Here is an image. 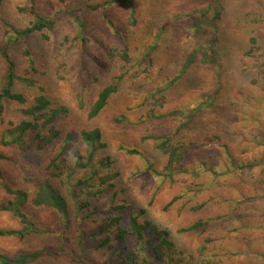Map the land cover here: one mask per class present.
Segmentation results:
<instances>
[{
    "label": "rangeland",
    "instance_id": "rangeland-1",
    "mask_svg": "<svg viewBox=\"0 0 264 264\" xmlns=\"http://www.w3.org/2000/svg\"><path fill=\"white\" fill-rule=\"evenodd\" d=\"M112 1L34 0L37 15L51 21L53 29L44 32L47 41L35 33L8 49L16 75L28 77L23 56V50L28 49L36 69L30 76L51 105L68 110L56 128L76 136L99 128L106 144L103 155L111 157V171L118 175L113 180L118 200L147 208L146 218L166 229L177 249L194 255L209 239L208 255L223 258L222 264H264V187L256 189L242 182L250 174L240 169L264 157V0H219L220 9L214 8V0H129L135 12L134 27L127 24V4H112L106 13L121 37L102 21L99 11L84 10L86 5ZM28 6V0H2L0 46L5 43L4 23L14 30L28 27L32 18L18 11ZM76 10L86 25L82 34L73 21ZM251 37L259 48L254 58L245 55ZM122 48L129 49L131 64L108 60L111 49ZM194 51L196 63L183 70ZM203 54L210 62L203 61ZM5 71L6 64L0 58V88ZM118 77V91L106 109L88 120L87 112L97 93ZM172 81L162 101L158 92ZM14 91L22 94L26 103L4 102L0 135L9 123L25 119L21 110L30 107L39 93L37 87H25L19 81ZM200 104L206 105L203 111ZM120 116L127 123L113 122ZM162 137L187 149L181 162L184 173L174 176L173 181L166 176V157L153 140ZM126 149L140 155H127ZM0 154L17 158L12 148L1 145ZM49 157L45 152L31 160L46 164ZM206 169L215 170L218 180ZM0 170L8 187L34 193V185L24 180L26 173L21 167L0 161ZM258 173L259 169L253 172ZM108 198L100 197L93 205L105 210ZM4 203L0 185V204ZM24 211L38 226L57 230L58 219L51 210L27 205ZM198 221L208 222L203 232H181ZM97 222L99 219L89 222L87 231L92 232ZM16 226L13 217L0 213V230ZM122 226L128 228L127 218ZM133 244V238L127 237L119 248L131 249ZM56 247L57 243L47 237L0 238V250L10 256ZM91 247L84 245L85 253L69 250L74 258L83 259L82 263L40 258L29 264L102 262L104 257Z\"/></svg>",
    "mask_w": 264,
    "mask_h": 264
},
{
    "label": "trees",
    "instance_id": "trees-1",
    "mask_svg": "<svg viewBox=\"0 0 264 264\" xmlns=\"http://www.w3.org/2000/svg\"><path fill=\"white\" fill-rule=\"evenodd\" d=\"M28 3V7L18 8L19 12L32 18L28 27L14 30L4 23L5 43L0 46V58L6 64V71L0 88V120L6 100L19 105L26 103L25 97L14 91L15 82L19 81L29 88L37 87L39 93L30 107L21 110L25 119L17 124L9 123L0 135V145L12 148L17 158L0 154V161L21 167L22 173H26L24 180L34 185L35 191L29 195L25 190L8 187L0 170V185L5 192V203L0 204V213H8L17 221L16 227L1 229L0 238L25 240L32 237H47L53 239L57 247L54 250L41 248L32 252L19 253L16 256H10L0 250V264H29L40 258H66L82 263L84 260L74 258L72 250H69L75 248L85 253L83 248L86 244L93 245L92 250L101 254L102 258L104 257L102 262L93 264H222L223 258L208 255V247L211 244L209 239L203 241L194 255L184 253L176 248L166 229L160 228L146 218L147 208L131 207L118 200L119 192L113 183L118 175L111 171L113 165L111 157L103 155L106 144L103 142L102 132L99 128H92L81 131L76 136L72 132L64 134L56 128V122L66 117L68 110L61 105H51L43 89L30 76L36 74V69L28 49L23 50L28 77L16 75L15 64L7 53L8 49L35 33L41 34L42 39L47 41L48 36L44 32H50L53 29L51 21L37 15L34 0H28ZM116 3L127 4L129 9L127 24L134 27L136 25L135 12L129 0L86 5L84 10L99 11L102 21L114 31L115 35L121 37L106 13V8ZM214 8H221L219 0H214ZM215 14L217 17L219 11ZM73 21L80 33H84L86 25L80 11H74ZM256 43L255 38L249 39L250 46L245 53L247 57L258 56L259 48ZM196 56V51L188 56L183 70L196 63ZM107 57L108 60L117 59L124 64L132 62L128 48L111 49ZM146 57H149V52ZM202 57L203 61L209 59L206 54ZM106 63L107 61L104 63L107 66L108 63ZM119 80H121L120 77L114 78L112 83L104 86L97 93L95 101L88 109V120L96 119L106 109L109 100L118 91ZM172 83L174 81L159 90L158 95H161L162 101H164L162 94ZM205 106L204 104L198 105L201 111ZM113 122L115 124L127 123L123 116L116 117ZM154 139L158 141L156 148L166 157V176L173 181L174 176L184 173L181 162L187 149L185 145L171 143L168 137ZM256 146L259 147L262 144ZM124 151L130 156L140 155L134 149ZM45 152L50 153L46 164H37L31 160L32 156ZM51 152H53L52 155ZM240 169H245L250 174V178H243L242 182L247 181L256 189L264 187V157L249 162ZM256 169H259L257 175L253 174ZM206 172L218 180V173L215 170L206 169ZM105 195H109L108 207L105 210L93 205ZM176 199H172L168 205ZM27 205L35 209L51 210L58 219L57 230H49L33 223L24 211ZM150 205L151 201L147 203V207ZM125 218H127L128 228L122 226ZM97 219L99 222L95 229L92 232L87 231V224L96 222ZM207 223V221L195 222L181 232H203ZM127 237L133 238V246L131 249L126 247L120 249L119 245L124 244Z\"/></svg>",
    "mask_w": 264,
    "mask_h": 264
}]
</instances>
